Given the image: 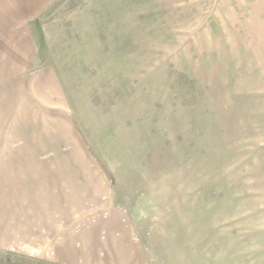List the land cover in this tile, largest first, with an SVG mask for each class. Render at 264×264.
I'll list each match as a JSON object with an SVG mask.
<instances>
[{"label":"rangeland","instance_id":"obj_1","mask_svg":"<svg viewBox=\"0 0 264 264\" xmlns=\"http://www.w3.org/2000/svg\"><path fill=\"white\" fill-rule=\"evenodd\" d=\"M0 264H264V0H0Z\"/></svg>","mask_w":264,"mask_h":264},{"label":"crops","instance_id":"obj_2","mask_svg":"<svg viewBox=\"0 0 264 264\" xmlns=\"http://www.w3.org/2000/svg\"><path fill=\"white\" fill-rule=\"evenodd\" d=\"M48 74V71H46V73H45V71L44 70H41V72H39L38 73V76H46ZM50 81V80H49ZM44 83V85H45V89H47L48 88V86H47V84H49L48 83V81H46V82H43ZM37 107H39V109H54V108H56V107H58V105L55 103V102H51L50 100H48L47 98H45L44 97V99L43 98H40L39 99V102H38V106ZM42 151V150H41ZM47 150H44V151H42L43 153L44 152H46ZM48 152V151H47ZM43 153H41L42 155H43ZM32 155L33 156H35L36 154L33 152L32 153ZM46 155V154H45ZM61 182V181H60ZM60 185H63L64 187L62 188ZM66 185H67V188H69L70 189V185H71V182H69V181H64V183L63 184H60L59 182H58V185H57V188H56V191H54L53 193H48L47 194V198L46 199H48V200H46V201H43V202H38V204H40V203H43V204H47V205H51V206H54V210L56 211V212H58L59 213V209H60V206H63V208L65 207V206H68V207H70L72 204H73V201H72V197H71V194H70V192L68 191L67 192V194H66V192H65V189H66ZM61 190H64V192L63 191H61ZM88 196L86 195V196H84V198H87ZM80 201V203L79 204H88V203H90L88 200H79ZM78 201V202H79ZM74 203H76V204H78L77 202H74ZM58 208V209H57ZM62 208V207H61ZM62 211V210H61ZM65 213H66V210L64 209L63 210V216H65ZM55 217V218H54ZM53 218H51V220L52 221H55V220H57V217L58 216H54Z\"/></svg>","mask_w":264,"mask_h":264}]
</instances>
